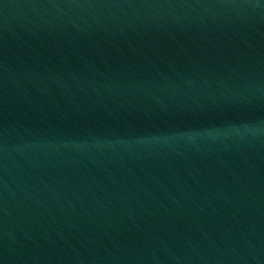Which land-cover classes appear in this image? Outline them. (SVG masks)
Returning a JSON list of instances; mask_svg holds the SVG:
<instances>
[{"label": "water", "instance_id": "water-1", "mask_svg": "<svg viewBox=\"0 0 264 264\" xmlns=\"http://www.w3.org/2000/svg\"><path fill=\"white\" fill-rule=\"evenodd\" d=\"M0 264H264V0H0Z\"/></svg>", "mask_w": 264, "mask_h": 264}]
</instances>
